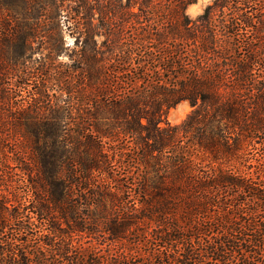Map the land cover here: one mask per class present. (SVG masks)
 I'll return each instance as SVG.
<instances>
[{"label":"trees","instance_id":"16d2710c","mask_svg":"<svg viewBox=\"0 0 264 264\" xmlns=\"http://www.w3.org/2000/svg\"><path fill=\"white\" fill-rule=\"evenodd\" d=\"M195 1L42 0L38 17L53 22L47 27L55 31L47 35L53 56L62 52L54 39L62 38L60 21L71 13L84 20L66 31L80 43L69 55L77 61L78 82L63 76L60 87L75 95L81 118L71 144L62 131L50 132L48 120L40 125L30 107L14 115L32 136L33 168H21L33 175L27 209L49 237L27 247L19 237L30 217L0 201V233L13 230L0 238V264H51L52 255L65 264H264V184L258 173L228 165L245 138L264 135V57H250L256 50L244 37L252 34L257 52L264 50V0H212L189 21L185 9ZM96 37L104 38L105 53ZM235 42L246 47L240 58L233 55ZM103 54L110 74L102 71ZM7 98L0 92L1 101ZM182 101L190 112L168 124V109ZM122 157L127 193L133 186L141 203L125 215L114 191L89 186L94 174L119 184L112 167ZM197 159H206L205 166ZM231 192L233 210L225 199ZM99 225L117 249L91 258L72 239L94 234Z\"/></svg>","mask_w":264,"mask_h":264},{"label":"rangeland","instance_id":"374dc122","mask_svg":"<svg viewBox=\"0 0 264 264\" xmlns=\"http://www.w3.org/2000/svg\"><path fill=\"white\" fill-rule=\"evenodd\" d=\"M211 1L196 0L188 5L185 9V14L189 21L195 20ZM41 8L42 0H0V22L7 24L6 31L2 27L0 28V59L2 62L0 68V92L4 91V93L8 94L7 101L3 102L0 100V201L4 203V208L15 210L22 218L24 216L30 217L28 219L24 218L23 221L26 225H28V222L32 225H28L29 228L26 234H22L19 237L21 240H28L27 247L34 246L42 235H45V239L48 238L49 233L44 230L45 225L35 217H31V213L27 209L33 203L32 193L28 187L33 175L27 173L28 171L23 173L21 168H27L28 170L33 168L31 159L34 152L29 143L32 136H27L24 126L17 125L18 120H13V117L18 109L25 106L30 107L32 111H37L40 125L45 119L48 120L46 122L52 130L49 131L52 133L57 131V134L62 131L64 140L71 144L75 140L78 131L77 123L80 122L81 118L75 102V95L66 93L65 90H62L64 88L60 89V87L63 76L64 81L73 83L75 86L78 82L77 75L72 73L78 64L77 61L70 59L69 55L72 58L75 56L80 43L75 46L73 38L66 31L72 28L71 25L73 23L81 26L84 20L78 19L79 15L77 16L76 13L75 16L71 13V15H67L71 20L62 19L60 21L59 28L63 32L61 34L62 38L61 40L59 37L54 39L55 42L57 41L56 43L59 42L62 52L57 56H53L52 48L47 42L48 32L51 34L55 32L54 30L49 31L47 28L48 24L53 22L47 21L44 16L38 17ZM224 12L226 15L227 12ZM219 15L221 16L219 13L215 14V16ZM91 23H97L96 14L92 16ZM56 31L58 32V29ZM13 33L19 34L14 35ZM244 37L251 39L250 45L256 50V53L249 51L250 57L258 55L264 57L263 49L257 52L256 47H258V44L255 42L253 35L245 33ZM103 39V37H96L94 40L95 46L101 53H105V49L101 44ZM105 44L107 45V42ZM241 45L239 46L235 42L233 55L237 58L245 55L244 50L246 47L242 48ZM104 57L107 56L103 54L100 61V65L104 66L102 71L110 74L111 72L106 70L109 64L103 59ZM67 73L72 75V79L65 78ZM190 110L191 107L188 102L182 101L168 109L165 121L170 125H177L186 117ZM253 136L254 138H245L241 142L239 155L237 156L239 158L234 157L228 165H231L234 169L236 166L243 173L250 171L258 173L261 176L259 184H264V143H260L264 139V135L255 133ZM116 146L125 147L126 144L123 141H118ZM126 161L127 159L122 157L113 163V175L116 177V181H119L118 179L121 180L119 184L113 180L100 177L99 174L91 175L89 182L90 187L95 186L110 192L114 191L118 204L125 209L123 215H125L127 208L131 213L141 209V203L137 202L133 186L127 193V188H125L127 184L121 178L122 173L128 170L125 165ZM196 162L200 166H205L206 159L203 161L197 159ZM258 168L259 171H257ZM136 172L135 166L130 168L133 179L137 174ZM72 193L76 197L75 201L79 200L77 195L80 194V190L75 188ZM225 199L228 202L227 207H229V210H233L235 208V193L231 192V194L225 195ZM78 212L80 214L78 218L80 219L85 209L80 207ZM7 225H9L10 229L13 228L10 223ZM92 228L95 227L92 226ZM101 229V225L97 226L94 234L89 236L84 233H77L72 239V244L87 250L86 253L91 258H97L101 254L113 255L117 246L107 239ZM7 233L13 234V230L0 233V238H5ZM49 261L51 264H65L64 259L54 258L53 255L49 258Z\"/></svg>","mask_w":264,"mask_h":264}]
</instances>
